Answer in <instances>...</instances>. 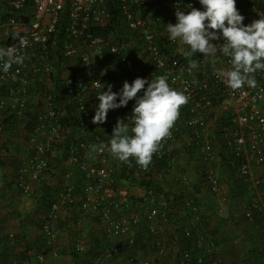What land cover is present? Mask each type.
<instances>
[{"label":"built area","instance_id":"1","mask_svg":"<svg viewBox=\"0 0 264 264\" xmlns=\"http://www.w3.org/2000/svg\"><path fill=\"white\" fill-rule=\"evenodd\" d=\"M245 1L240 3L243 8L236 7L245 17V25L264 18V10L257 4L261 0ZM190 5L201 7L198 0H180L183 10L190 11ZM111 7L120 16L121 27L109 35H92L91 27L104 29L108 25ZM175 10L176 0H0V49H14L25 57L23 64L13 63L9 73L0 72V140L4 116L22 118L28 105L36 113L28 139L31 150L17 170L14 186L29 195L31 183L46 179L52 153L63 144L64 134L73 137L68 157L61 162L60 185L40 224L42 249L35 255L39 264L46 254L58 256L60 212L76 202L83 216H97L100 230L112 240L89 264H110L115 255L127 250L124 264H229L191 195L190 176L177 168V159L187 157L186 149L191 146L202 165L197 174L200 182L213 200L220 204L227 200L215 167L219 162L213 149L216 136L208 126L207 118L213 114V121L222 116L227 119L218 126L220 137L239 159L235 178L247 182L251 190L244 217L249 221L260 218L264 251V192L260 189L264 174V71L255 73V87L230 88L219 75L231 69L230 58L204 57L199 52L185 56L186 49L167 38L166 25L175 23ZM60 22L59 51L52 53L48 43ZM122 29L124 34L119 33ZM59 58L63 70L57 74ZM193 60L198 67L189 71ZM112 74L130 82L137 77L167 75L170 86L188 97L170 136L162 141L147 168L134 161L122 163L109 151L113 127L131 114L129 106L134 101L124 106L130 108L125 112L108 113L103 124L92 123L96 97L107 90ZM53 77L66 104L75 106L77 129L71 134L65 132L49 93L54 89ZM113 90L118 91L119 86ZM79 136L84 140L78 142L77 151L74 142ZM181 136L188 142L179 146ZM72 167L83 180L79 190ZM54 169L52 166L50 172L58 174ZM182 212L180 224L176 215ZM4 235L7 239L3 241ZM14 238L11 232L4 234L0 218V250ZM144 253L147 255L137 257Z\"/></svg>","mask_w":264,"mask_h":264},{"label":"clouds","instance_id":"2","mask_svg":"<svg viewBox=\"0 0 264 264\" xmlns=\"http://www.w3.org/2000/svg\"><path fill=\"white\" fill-rule=\"evenodd\" d=\"M198 3L200 8L190 5L191 10L189 11L183 10L180 7V0H176L175 23L166 25L167 38L186 49L183 52L185 56H195V53L199 52L204 54V57L215 58L223 55L230 58L231 69L221 72L220 77L225 79L232 89H240L245 85L255 87V73L264 71V18L255 19L245 25L243 23L245 17L236 8V0H198ZM214 41H219V43H214ZM24 59L25 57L17 55L14 49H0V72L9 73L13 63L23 64ZM197 67V62L193 60L189 65V71ZM168 79L167 75L157 76L151 81L137 77L131 83L124 81L120 89L115 92L109 84L107 90L101 91L96 97L98 103L95 105L92 116L93 124H103L110 110L124 107L129 101H134L131 114L123 120H117L110 135L109 151L120 162L131 165L134 161L136 165L147 168L153 155L161 147L162 141L170 136V129L176 124L180 108L187 103L188 97L182 91L172 88ZM141 90L142 94L137 95ZM215 115H210L207 119H213ZM216 120L217 118L214 122ZM211 126L212 124H210V129ZM24 132L27 137V152L30 133L25 130ZM212 133L214 134V131ZM24 160L18 165L17 170ZM52 166L54 170H57L55 165ZM50 170L46 179L41 183L47 182L50 176H54ZM217 174L221 175L219 172ZM218 177L222 183L221 177L219 175ZM14 181L15 178L11 183L12 187H14ZM222 185L227 186L224 183ZM226 195L228 198V192ZM225 202L216 203L223 205ZM248 204L249 201L244 209ZM242 214L248 222L249 220L244 217V211ZM249 222L251 225L256 224L255 220ZM205 223L207 225L206 217ZM209 230L217 240L218 236L215 231ZM39 234L41 243L40 228ZM257 234L260 239L259 224ZM171 236L173 235L170 234ZM261 247H263L262 242ZM127 254L128 250L115 257L124 258Z\"/></svg>","mask_w":264,"mask_h":264},{"label":"crops","instance_id":"3","mask_svg":"<svg viewBox=\"0 0 264 264\" xmlns=\"http://www.w3.org/2000/svg\"><path fill=\"white\" fill-rule=\"evenodd\" d=\"M261 2L264 3V0H261ZM208 123V126L212 123L210 129V132L212 134L214 129L213 119H209ZM187 139L185 136H181V138L177 142L178 145H185V143L188 142L186 141ZM18 143L20 148H17V153H15L17 158L15 164L17 165V167L18 165H20L22 159L24 158V156H22V152H24L25 148V144H21L22 142ZM189 148L190 150L186 149V151L188 152V154L186 155L187 157L182 158L181 161L180 158L177 159L178 171L187 173L190 176L192 184L191 195L200 204L199 207L207 218V225L209 229H211L213 232L215 231L216 235H220L228 240V246H222L224 251H227V253H225L228 263L264 264V253L263 251H261L262 247L253 252V247H251L250 249L248 247V242H245V245H247L245 248L241 247L242 245L239 246V244H241L240 239L242 237H245L246 239H252V244L255 241V245L257 248H259L258 246L261 245L258 236L249 234V231H247V229L240 223V217L242 216V212L244 211L243 209L245 206H239L238 204H236L235 200L237 199L226 197V203H224L221 208H219V205L212 199L206 187L200 182V179L197 177L198 172L202 170V165L193 156V148L191 146ZM215 150L216 149H214V154L216 153ZM10 151L11 150H9V152ZM188 155H190V157H188ZM187 158H189L188 162L186 161ZM215 167H217L216 171L221 173L222 165L220 164V162H218ZM70 169L74 174L75 170L73 169V167ZM218 175L221 176L220 174ZM12 177V175L11 177L3 175L0 179V207L3 208L2 210H0V217L2 220H7V222L9 223L8 224L7 222L3 221L4 226L6 225V227L10 230H15L17 247L16 249H14V251L17 252L21 250L25 243L32 242L37 238L40 239L39 228L45 214L46 204L38 203L36 199H34V195L41 188V184L31 183L32 191L29 195H25L15 187L11 186ZM48 179L49 180L44 183L46 185L53 186V190H55L58 185V175L55 174L52 177L50 176V178ZM221 187L222 190L227 194V186H224L221 183ZM51 197H53V193ZM242 197L245 198V195H243ZM25 200H28L31 203L29 205L23 204V201ZM208 205L211 206V209H207ZM176 218L178 222L182 224L184 218L183 212L178 213L176 215ZM214 218L216 219L214 220ZM59 223H61L63 227L59 228L58 231V256L53 257L50 254H46L45 260L40 264H89L96 258V256L98 255V251L102 246L111 244L112 242V240L107 237L103 233V231L100 230L98 218L95 214L84 216L81 214L78 202H76V204H74L73 206L64 207L61 209ZM246 225L248 228L253 227V225H251L249 221L246 223ZM236 229H238L239 232ZM254 233L257 234V232ZM241 234H243L244 236H242ZM5 244L8 243L6 242ZM78 246L81 248V251L79 252L75 250V248ZM229 246H231L232 248L236 247L238 250V254H234ZM4 249L5 248L3 247V252L0 250V264L7 263ZM237 250L235 251L237 252ZM240 251L242 252L239 253ZM35 255H33L30 260L21 262V264H39L37 261H35ZM122 255L125 256V254ZM146 255L147 254L144 253L137 257L142 258ZM251 255H253L254 260L249 259ZM124 258H112L110 264H124ZM153 264L160 263L156 261Z\"/></svg>","mask_w":264,"mask_h":264},{"label":"trees","instance_id":"4","mask_svg":"<svg viewBox=\"0 0 264 264\" xmlns=\"http://www.w3.org/2000/svg\"><path fill=\"white\" fill-rule=\"evenodd\" d=\"M241 2H242V0H236V7L243 8L244 6L240 5ZM245 2H247V0ZM257 4L261 10H264V3L263 2H258ZM246 7L248 8L249 4H248V6H245V8ZM111 9H112L113 13H112L111 19L109 20L108 25L104 29L91 27L89 29V32L92 35H94V36H96V35H109L114 30L121 27L122 23H121L120 16L117 14V11H115L114 8L111 7ZM58 27L59 28L57 29L56 33L51 37V39L48 43L49 51H51L52 53L59 51L60 40L62 38V30L60 28V27H62L61 22H60V25ZM119 31H120L119 33H122V34L125 33L123 31V29L119 30ZM170 51H173V50L170 49ZM59 60L61 61L63 59L59 58ZM62 66H63L62 61L55 64L57 74H59L60 71L63 70L61 68ZM107 75H109V74H107ZM53 79H55L52 81L54 84L53 85L54 89L52 88L49 91V93L52 96V102H53L54 107L58 110V112L60 114V121L64 125L65 132H68V134H71L74 132L75 129H77V122L75 120L77 113L75 111V106L66 104V101H65L66 98H64L63 94L59 93V90H57V89H59V84L57 83L56 78L53 77ZM149 80L151 81V80H155V79L151 77ZM117 87H118L117 83L114 80V82L112 83V91L115 92V90H113V89H116ZM130 105L131 106H129V107H133V104H130ZM213 105H215V104L213 103ZM129 109L130 108L126 109L124 107H121V108H118L115 110H110L108 113L114 112V111L125 112ZM35 114L36 113H35V111H33V106L28 105L27 108H25V110H24L22 118H17V117L11 116V115H6L3 117V119L1 120V123L3 125V130H4V133L6 135V139H5V142H3L2 145H0V151L4 150L6 152V154L9 155L10 145L11 146L13 145V140L16 139L18 132L24 131V130L28 133L31 132V130L33 129V125L35 123ZM226 123L227 122H226L225 118H223V117L219 118L214 122V129H213L214 135L216 136L215 137V143L216 144H215L214 148L216 149L215 151H216L217 157L219 159V162L222 165L221 176H220L221 181H222V183L227 185L229 197L234 198V199H239L243 195H245L248 198L247 201H250V197H252V193H250L251 190L248 188V183L242 181L239 178H235V174H236V171H237L238 165H239V162H238L239 159L232 152H229L226 149V147H225V145L222 142L221 137H220V132H219L218 126L224 125ZM64 136H65V138H64L63 144L58 145V147L55 149L56 150L55 154L57 157V164L55 165V167H56L57 171H60V174H62V172H63V169L60 167L61 162L63 160L67 159L68 154L70 152L69 148L72 146V142H73L72 141L73 137L68 136L66 134H64ZM76 140L77 141L74 142V145H76L75 146L76 150L79 151V148L77 146L78 142L83 141L84 138L82 136H79L76 138ZM188 150H190V148H188ZM3 165H5V163L3 161H1L0 166H3ZM75 173H76V171H75ZM15 175H16V173H15ZM15 175L12 177V183H13V180L15 178ZM73 175L75 176L76 189L79 190L81 188L82 182H83L82 177L78 174H73ZM261 179H262V181H261L260 189L264 192V182H263L264 181V174L261 175ZM14 187L16 189H18L16 186H14ZM53 189H54L53 186L46 185L44 182L41 183V188L34 195V199H36V201L38 203H45L46 207H47V204L50 200V197H51L52 193L55 191ZM15 191H17V190H15ZM207 209H211V206L208 205ZM255 221H256V226H257L260 223V218H255ZM61 227H63L61 225V223H58V228H61ZM5 239H6V236L4 235L3 241ZM3 247L5 248L4 252H5V256L7 258L6 264H12L14 261L17 262L16 264H21V262L30 260V258L33 257V255L40 253L41 249H42V245L40 244L39 238H37L36 240H33L32 242L25 243L23 245V247L21 248V250L17 251V252L14 251V249H16V247H17V238H14V241L12 242L11 245L3 244L2 248H1L2 252H3ZM249 259L254 260L253 255H251V257Z\"/></svg>","mask_w":264,"mask_h":264},{"label":"rangeland","instance_id":"5","mask_svg":"<svg viewBox=\"0 0 264 264\" xmlns=\"http://www.w3.org/2000/svg\"><path fill=\"white\" fill-rule=\"evenodd\" d=\"M115 77V78H114ZM152 78H155L156 79V77L155 76H151ZM114 79H115V81H116V83H117V86H119V89H120V87L122 86V84H123V82L124 81H127V82H129V83H131L130 82V80L129 79H127V78H125V77H122V76H120L119 74H116L115 76L112 74V75H110V78H108V81L112 84L113 82H114ZM5 139H6V135H5V133L3 134V137H2V139L0 140V145H2L3 144V142H5ZM16 139H19V140H16ZM16 139L15 140H13V145L11 146L10 145V152H9V155H7L6 154V152L4 151V150H1L0 151V153H1V161H3L4 163H5V165H3V166H0V179H1V177L3 176V175H7V176H10L11 177V175L12 176H14L15 175V173H16V171H17V165L15 164L16 163V155H15V153H17V148H20V146L18 145L19 143L18 142H22L21 144H25V148H24V152H22V156H24V158H25V156L27 157V155H28V152L31 150V149H29L27 152H26V149H27V137H26V133L24 132V131H19L18 132V134H17V136H16ZM56 154H55V152H53L52 153V157H54ZM52 157H51V159L50 160H52V165H56L57 164V157L55 156L53 159H52ZM188 157H190V155H188ZM24 158L22 159V161L24 160ZM188 160H189V158H187L186 159V161L188 162ZM0 161V162H1ZM4 172H6V173H4ZM61 176H60V173H58V185H57V187L60 185V181H61ZM10 180H11V178H10ZM55 181H56V179H55ZM264 182V181H263ZM247 200H248V198L245 196V198L244 197H241V198H239V199H237V200H235V203L236 204H238L239 206L240 205H242V206H245L246 204H247ZM19 202H20V200H19ZM18 203V202H17ZM31 202L30 201H28V200H25V201H23V204H26V205H29ZM226 203V202H225ZM222 205H219V208L221 207ZM218 208V209H219ZM3 208L2 207H0V210H2ZM1 218V217H0ZM216 218H214V220H215ZM3 221L4 222H7V220H2L1 219V222H2V228H3V232H4V234H6V233H8V232H11V233H13L14 235L16 234L15 233V230L14 229H8L7 227H6V225L4 226V224H3ZM8 223V222H7ZM240 223L242 224V226H244L246 229H247V231H249V234H251V235H257L258 236V234H256V233H254V232H257V226H256V224L254 223V225H253V229L252 228H248L247 227V225H246V223H247V221L243 218V214H242V216L240 217ZM9 224V223H8ZM12 225V224H11ZM237 231H238V229H236ZM239 232V231H238ZM242 236H244L243 234H241ZM218 236V238H217V240H218V242L223 246V245H225V246H228V240L226 239V238H223L222 236H220V235H217ZM259 238V237H258ZM240 242H241V244H239V246H241V247H246L247 245H245V242H248V247L251 249V247H253L252 248V250L253 251H257L258 249H260L261 248V245L260 246H258L259 248H257L256 247V245H255V241L253 242V244H252V239H246L245 237L243 238H241L240 239ZM112 243V242H111ZM227 243V244H226ZM260 243V242H259ZM233 244H235V243H233ZM238 244V243H237ZM259 245V244H258ZM230 248H231V250H232V252H234V254H238V250H237V248L236 247H231V246H229ZM223 248V247H222ZM257 248V249H256ZM235 250H237V252L235 251ZM261 251H263V249H261ZM226 253H227V251H225ZM242 251H240L239 253H241ZM250 258V257H249ZM242 260H243V258H242ZM247 261V260H246Z\"/></svg>","mask_w":264,"mask_h":264}]
</instances>
